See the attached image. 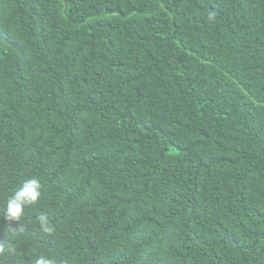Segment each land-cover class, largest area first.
Listing matches in <instances>:
<instances>
[{
	"label": "trees",
	"instance_id": "trees-1",
	"mask_svg": "<svg viewBox=\"0 0 264 264\" xmlns=\"http://www.w3.org/2000/svg\"><path fill=\"white\" fill-rule=\"evenodd\" d=\"M0 247L264 264V0H0Z\"/></svg>",
	"mask_w": 264,
	"mask_h": 264
},
{
	"label": "clouds",
	"instance_id": "clouds-1",
	"mask_svg": "<svg viewBox=\"0 0 264 264\" xmlns=\"http://www.w3.org/2000/svg\"><path fill=\"white\" fill-rule=\"evenodd\" d=\"M42 185L39 178L32 176L21 181L18 188L5 201L3 219L6 221H19L26 206L35 204L41 198ZM3 248L0 247V252ZM37 264H53V261H37Z\"/></svg>",
	"mask_w": 264,
	"mask_h": 264
}]
</instances>
